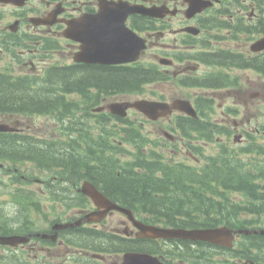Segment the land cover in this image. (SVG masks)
Wrapping results in <instances>:
<instances>
[{
	"label": "trees",
	"instance_id": "1",
	"mask_svg": "<svg viewBox=\"0 0 264 264\" xmlns=\"http://www.w3.org/2000/svg\"><path fill=\"white\" fill-rule=\"evenodd\" d=\"M262 28L258 30L264 32V27ZM201 55L204 56L203 61L208 64L223 67L251 66L264 75V56H255L250 61L228 50L205 52ZM60 70L62 69L53 67L51 77L46 82L35 77H12L0 73V112L23 114L56 111L62 105H71V102L64 98V94L70 91L79 90L80 93L86 94V90L91 86L105 91L139 90L140 85L158 77L155 74H147L144 69L139 74L110 70L102 76L85 73L78 78L73 76L70 69L66 73ZM203 80L204 82L199 81L201 85L214 87L222 86L228 81L227 76L221 72L211 74ZM206 104L209 107L208 102H197L200 110L205 109ZM99 128L96 139H71L72 150L68 149L63 154L50 147L46 148L41 144V139L0 132V162L11 163V168L18 169L29 161L36 167L53 170L56 180H53L48 192L54 199L70 198L66 188L58 186L62 181L75 183L80 178H86L116 201L125 202L130 208L140 209L149 214L152 220L166 225L211 227L226 224L235 228H252L261 224L260 216L264 215L263 153H260L259 158L258 155L243 158L239 152H223L222 149L219 155L210 158L202 168L188 170L179 165L159 163L160 159L156 165H152L151 161L146 164L140 161L121 163L119 152L110 148L112 141L101 143L105 140L101 136L104 125ZM204 128L205 131L208 130L206 125L203 127L201 123H191L189 127L190 130ZM132 135L128 133L129 137ZM125 141L128 142V139ZM113 146L117 149V146ZM138 151L141 152L142 149L138 147ZM246 153L250 154L251 151L247 150ZM117 170H120L119 175ZM12 175L20 177L18 171L12 172ZM18 191L21 190L17 189L14 199L31 197ZM79 197L81 200L85 199L80 193ZM28 208L24 203L20 214L28 216ZM8 222L0 223V234L9 233ZM76 229L63 237L83 249L108 248L120 251L131 245L130 242L107 232L91 228ZM83 237L87 238L84 240ZM205 247L208 248L209 245L206 244ZM263 248L264 235H244L239 239L237 249L235 248L232 255L259 261L264 258H258L262 255Z\"/></svg>",
	"mask_w": 264,
	"mask_h": 264
},
{
	"label": "flooded vegetation",
	"instance_id": "2",
	"mask_svg": "<svg viewBox=\"0 0 264 264\" xmlns=\"http://www.w3.org/2000/svg\"><path fill=\"white\" fill-rule=\"evenodd\" d=\"M100 1L107 3L124 1L145 7H160L161 9L158 11V17L136 13L130 14L125 19V25L137 35L143 36L146 40L147 47L142 51L139 59L129 63L110 65L97 62L76 63L74 72L78 76H83L85 73L102 76L110 72V70L139 74L143 69L147 74L164 72L167 76L172 77L181 74L188 75L194 66L189 64L193 60L187 57V52L198 51L200 46L218 47L223 42L222 38L225 36L223 31L228 34V38L244 47L254 37V25L257 14L253 11V2L248 3V0H39L42 7H27V1L23 7L18 9L19 12L15 13V19L19 22L20 34L23 36L28 37L32 30V34L61 38L67 20L80 18L83 15L97 14L100 10ZM191 4L196 5L197 11L189 13ZM31 13L39 15L42 23L37 26L32 25L28 17ZM24 20H27L29 23H25ZM257 31L259 34L262 33L260 30ZM97 34L98 32H92V35ZM68 43L71 45L69 51L73 56L79 43L75 41H68ZM163 57L170 60L166 61V65L158 62ZM75 73H73V76L76 75ZM100 90H98V94H107L105 90ZM100 99L102 106L109 104V96L103 95ZM118 99L121 98L119 97ZM90 109L92 110V108ZM98 110L101 112L95 113L91 111V114H96V118L101 113H108L107 117H114L116 121L121 120V117L114 114L111 115L104 108H98ZM188 117V115L174 111L171 115L162 118V121L171 125H180L183 122L191 120ZM70 187L74 193H77V184L71 183ZM105 195L110 197L106 193ZM122 203L126 204L125 202ZM93 210H96V206L91 200L88 198L78 200L76 198L73 199L70 207L62 209L63 217L60 221H72ZM134 216L147 224H152L147 220L141 219L138 215L134 214ZM52 226L53 222H50L49 228L46 229L45 233L51 235L54 232ZM88 226L92 229H96L98 226L102 230L117 233V235L123 237L125 240L137 242V244L142 246L138 250L140 252L149 251L148 253L151 252L152 254L156 251V246L163 244L166 247L169 244L168 241L164 240L137 237V229L125 215L117 211L108 213L99 222L86 223L84 221L79 227ZM76 228L78 227L58 229L56 231L59 238L57 242L52 241L50 238L42 239L44 242L52 241L58 246L43 245L39 241L32 242V240L31 243L22 246H26L30 251H36L37 248L41 249L43 253L40 254V257L42 259L38 260L42 264H52L51 260L45 258V255L53 253L52 251L55 249H57L58 253L64 254V263L71 264L72 260L78 261L80 255L81 260H86V262L82 263L92 264L89 262L91 254L78 252L77 249L62 239L64 235L73 232ZM102 253H105V256L99 259L102 264H119L121 258L119 255L108 252ZM65 254H69L68 259H66ZM160 257L162 261H170V258L164 254H160ZM62 263L60 262L59 264ZM176 264L187 263L178 261Z\"/></svg>",
	"mask_w": 264,
	"mask_h": 264
},
{
	"label": "rangeland",
	"instance_id": "3",
	"mask_svg": "<svg viewBox=\"0 0 264 264\" xmlns=\"http://www.w3.org/2000/svg\"><path fill=\"white\" fill-rule=\"evenodd\" d=\"M27 7H42L39 0H30V2L26 5ZM0 9L2 10L0 12V31H3V28L10 24L12 22V12H14V8L11 5H0ZM249 45V43L247 44ZM241 46L239 44H236L234 41H226L225 43H222V47L229 48V49H240V50H248V47ZM18 48V47H17ZM20 49V48H18ZM49 54H52L49 53ZM59 58L54 55H49L47 57H44L42 61H38L36 63V71L42 72L45 67L43 64H50L53 62H57ZM15 57L8 53L7 51L3 50L0 52V68H5L6 64H9L12 68H10L13 71H19L18 65L14 63ZM41 66V67H40ZM29 67L21 69L23 71L28 70ZM227 70V69H225ZM211 72V70L207 66L201 65L197 70L194 72V76H200L204 73ZM231 76H235L239 82L238 87H236L235 93L232 89L222 90L219 92H210L204 93L206 96L214 97V106H215V112L212 116V120L216 121L221 124L228 125L231 127L234 124V121L243 124L250 120V122L245 125L244 127H240L239 130L247 129L253 134L256 133V128L260 130H264V78L258 74L257 72L253 70H239L237 68H234L232 70H229ZM234 89V88H233ZM200 90L195 89H183L179 87L175 82H167L161 85L158 84H147L145 86V91L141 94L130 96L131 98H149V99H158L157 97H165V98H173L176 96H181L184 94H195L199 92ZM203 91V90H201ZM211 94V95H209ZM228 107L235 108L233 110H236L234 112L231 111L234 115H224L223 111L228 113L229 111L226 110ZM68 108V107H67ZM65 108V110L67 109ZM63 111V110H60ZM75 114V113H74ZM130 119H138L137 123H143V130L144 132H147L151 139L157 140L161 142L164 139L162 138V130L166 129L167 125L163 123L162 121L158 122H141V117L139 114H136L133 111H130L127 115ZM20 120L24 122L26 126L30 127L31 131L36 132L37 134L45 137H52L53 135H59V128L62 125V121L68 120L71 118V112L66 111L57 117H55L53 114L48 115H33L31 117H21L19 116ZM0 121H6L3 116L0 115ZM97 130H93V134H97ZM238 131H236L237 133ZM262 136H264V133H261ZM254 136V135H253ZM59 137H63L62 134ZM257 138V136H255ZM161 140V141H160ZM258 140H261V145L264 146V137L259 138ZM228 141V136L223 135L221 136L220 142L226 143ZM246 142V141H245ZM152 146V144H147L146 148ZM181 149H183V145L181 142H176L173 145H170L169 147L164 146L163 144L157 147V149L154 151L156 154H162L164 158H169L170 160H183L186 158V155H184L183 152H181ZM58 150V149H57ZM63 150V149H62ZM126 150L131 151L133 150V147H129ZM216 151V144H208L205 152L208 154H212ZM200 164L203 163V160L200 159ZM191 160H189V163L191 164ZM39 174L42 177H46L49 175V172L46 171H40ZM0 180H2L5 183H9L10 176L8 174H5L2 170H0ZM4 184H0V206H2L3 211L10 210V212H13L16 207L13 204L12 201V194L11 192L14 191V188L11 186H2ZM34 188H38V185L34 184L32 185ZM33 198H39L40 200V207L44 208L45 204H51L50 202H46L43 197H41L37 193L32 194ZM59 210V209H57ZM44 212L48 214V219L46 222H43L39 216H34L32 219L38 224V227H45L47 225V222L50 219H53L55 216L51 213L50 208H45ZM262 221H264V217H262ZM262 228H264V223L260 224ZM37 250L42 254L43 251L39 248ZM36 250V251H37ZM22 250H11V251H4L2 252L0 250V254L4 257V262L9 263L12 259H22L25 261H28L29 259L26 258V255H22ZM53 254L57 257H62L63 255L58 253L57 249L52 251ZM262 255H259L258 258H262L264 256V249H261ZM39 253V255H40ZM34 259H30V262H32ZM3 264V263H0Z\"/></svg>",
	"mask_w": 264,
	"mask_h": 264
},
{
	"label": "water",
	"instance_id": "4",
	"mask_svg": "<svg viewBox=\"0 0 264 264\" xmlns=\"http://www.w3.org/2000/svg\"><path fill=\"white\" fill-rule=\"evenodd\" d=\"M129 11H126L128 13ZM121 15V14H119ZM107 16V15H106ZM100 29L102 31H109L110 34L112 32H116L117 29L121 28L118 25H115L111 20H109L108 25L102 26V23L100 24ZM87 39V45L93 44L96 40L92 38ZM109 51H111L116 45L112 42V40L108 41ZM92 47V46H91ZM119 47V45H118ZM121 47H125V43H122ZM93 48V47H92ZM264 48V38L258 40L255 44L252 45V49H262ZM107 49V48H106ZM98 52V51H97ZM102 56V55H101ZM130 58H125V61H127ZM129 106H135L136 108L142 110L147 115H149L152 118H156L158 115H160V111L166 112L169 111V106L167 104L158 103L154 101H148V100H136L134 102H123L121 104L122 108H127ZM7 127L4 125H0V129H6ZM83 191L87 194H89L93 199H97L99 202L103 201L104 205H108L106 208H118L123 211L128 212L126 209L117 207L113 205L108 199H106L100 192H98L92 185H85L83 187ZM105 212H101V215H103ZM68 224L62 225L66 226ZM235 231L228 229L227 227H219V228H206V229H191V230H184V229H153L152 235L153 236H166V237H180L185 239H193V240H205L209 241L215 244H221L224 246H230L231 240L233 238V233ZM238 232H250L249 230H238ZM28 240L27 236H6V237H0L1 243H9L12 245H16L20 242H25ZM123 264H159L155 258H151L150 256L146 254H140V253H125L123 257ZM254 264V263H251Z\"/></svg>",
	"mask_w": 264,
	"mask_h": 264
},
{
	"label": "bare ground",
	"instance_id": "5",
	"mask_svg": "<svg viewBox=\"0 0 264 264\" xmlns=\"http://www.w3.org/2000/svg\"><path fill=\"white\" fill-rule=\"evenodd\" d=\"M76 127H78V128H83V126L82 125H80V124H77L76 125ZM76 144V143H75ZM99 149V148H98ZM100 150V149H99ZM92 152V151H91ZM89 236V235H88ZM92 236V235H91ZM87 237H85V239H86ZM90 238H92V237H90ZM83 239H84V237H83ZM84 239V240H85ZM95 239V238H94ZM88 240V239H87ZM93 240V239H92ZM91 241V240H90ZM93 242H94V240H93ZM96 242V241H95Z\"/></svg>",
	"mask_w": 264,
	"mask_h": 264
}]
</instances>
